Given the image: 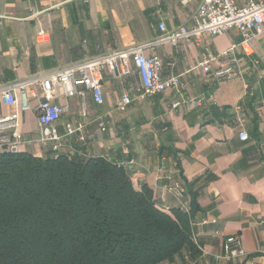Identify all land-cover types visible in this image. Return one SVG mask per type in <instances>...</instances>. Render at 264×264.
I'll return each mask as SVG.
<instances>
[{"label": "crops", "instance_id": "obj_1", "mask_svg": "<svg viewBox=\"0 0 264 264\" xmlns=\"http://www.w3.org/2000/svg\"><path fill=\"white\" fill-rule=\"evenodd\" d=\"M197 5L191 0H0V85L146 46L145 56L162 62L161 78L179 76L182 89L141 97L132 67L120 80L102 74L103 103L94 104L87 94L85 116L77 96H58L53 103L65 111L53 129L64 135L67 126H79L63 138L59 153L124 167L134 188L147 186L161 206L176 207L164 191L168 177L184 185L189 206L191 198L196 206L190 225L199 255L191 259L182 252L163 264H264V39H255L248 55L237 54L238 76L217 80L203 74L197 68L201 54L228 50L240 41L238 31L192 43H156L189 27ZM122 94L131 99L123 112L117 109ZM4 116L15 117L23 139L38 138L34 110L23 113L0 101ZM241 130L248 141H239ZM11 135L0 134V148ZM18 151L42 157L50 149L33 143ZM230 236L239 237L244 260L219 259Z\"/></svg>", "mask_w": 264, "mask_h": 264}, {"label": "trees", "instance_id": "obj_2", "mask_svg": "<svg viewBox=\"0 0 264 264\" xmlns=\"http://www.w3.org/2000/svg\"><path fill=\"white\" fill-rule=\"evenodd\" d=\"M189 212L102 158L0 151V264H163L192 241Z\"/></svg>", "mask_w": 264, "mask_h": 264}, {"label": "built area", "instance_id": "obj_3", "mask_svg": "<svg viewBox=\"0 0 264 264\" xmlns=\"http://www.w3.org/2000/svg\"><path fill=\"white\" fill-rule=\"evenodd\" d=\"M198 1L195 12L191 17L189 27H181L175 32L162 36L156 43H171L180 41L185 43L198 42L202 36L217 37L230 30L238 31L240 41L228 50L211 55L205 50L197 63V68L203 74H212L217 80L231 79L239 75L237 54L248 55L251 52V43L257 38L264 39V0H246L238 5L235 0H191ZM159 29L164 31L163 24ZM146 46H135L107 55L87 59L72 64L46 75L30 76L22 80L0 85V101L7 106H17L20 112L34 110L39 128L36 140H25L17 131L14 116L0 117V134L10 132L12 139L7 140L0 151L17 152L19 146L37 143L49 147L53 155L63 148V138L73 134L76 130L66 127L65 134L59 135L53 125L65 111V108L53 103L58 96H77L81 101V115L85 116L84 103L87 94H90L96 105L103 103L102 74L107 73L114 79H122L132 74V67L136 71L140 88L137 92L141 97L154 96L167 90L179 92L183 85L179 76L171 75L162 79L160 72L161 60L156 56L147 57L144 54ZM216 64V69L211 70V65ZM36 101L35 107L31 102ZM195 107L200 106L198 100H193ZM131 103L128 94H122L117 109L125 111ZM179 104H174L176 108ZM100 130L105 131L103 125ZM241 142L249 140L246 131L238 133ZM166 194L172 196L176 207L188 213L189 203L184 185L168 177V184L164 187ZM165 212L172 208L161 206ZM247 257L238 236H230L225 240L224 254L219 259L228 261H242Z\"/></svg>", "mask_w": 264, "mask_h": 264}]
</instances>
